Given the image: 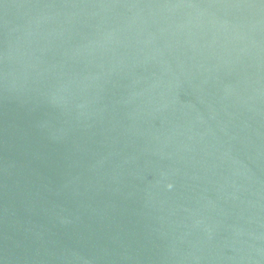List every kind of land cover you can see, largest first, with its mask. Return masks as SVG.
Returning a JSON list of instances; mask_svg holds the SVG:
<instances>
[{"label": "water", "instance_id": "1", "mask_svg": "<svg viewBox=\"0 0 264 264\" xmlns=\"http://www.w3.org/2000/svg\"><path fill=\"white\" fill-rule=\"evenodd\" d=\"M76 264H264V0H63Z\"/></svg>", "mask_w": 264, "mask_h": 264}]
</instances>
